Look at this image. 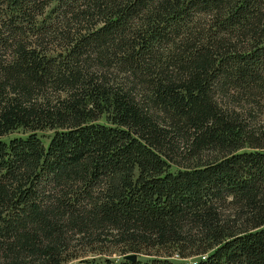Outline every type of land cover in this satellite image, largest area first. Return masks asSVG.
<instances>
[{
  "label": "trees",
  "instance_id": "obj_1",
  "mask_svg": "<svg viewBox=\"0 0 264 264\" xmlns=\"http://www.w3.org/2000/svg\"><path fill=\"white\" fill-rule=\"evenodd\" d=\"M260 116L264 0H0V264H264Z\"/></svg>",
  "mask_w": 264,
  "mask_h": 264
},
{
  "label": "rangeland",
  "instance_id": "obj_2",
  "mask_svg": "<svg viewBox=\"0 0 264 264\" xmlns=\"http://www.w3.org/2000/svg\"><path fill=\"white\" fill-rule=\"evenodd\" d=\"M52 7V5H50L47 9H45L46 13H48L49 9ZM46 17V14H45ZM42 18H39L38 21H40ZM259 120V125L260 126H264V116H260L258 117ZM100 123H103V120L99 121ZM52 132L51 131H42V132H36V136L40 139V141L42 142L43 145H46L49 138L51 137ZM25 136V134L18 130L15 131L9 135H7L6 137L3 138V140H7L10 138H15V137H23ZM78 258L77 259H73L71 261H69L66 264H78L80 260H85L87 264H104V260L108 259V261H110L112 264H116L119 260L120 257L118 255L115 254H110L108 253V251L106 250V252H104V254H97V253H90L89 250H83V249H79L77 248V250H75ZM138 260L141 261H145L147 258L143 257V256H138L137 257ZM175 260V258L173 259ZM194 261V259H187V260H181L180 263L182 264H191Z\"/></svg>",
  "mask_w": 264,
  "mask_h": 264
},
{
  "label": "water",
  "instance_id": "obj_3",
  "mask_svg": "<svg viewBox=\"0 0 264 264\" xmlns=\"http://www.w3.org/2000/svg\"><path fill=\"white\" fill-rule=\"evenodd\" d=\"M123 259L129 262H134L136 260V256L134 254H127L123 257Z\"/></svg>",
  "mask_w": 264,
  "mask_h": 264
}]
</instances>
